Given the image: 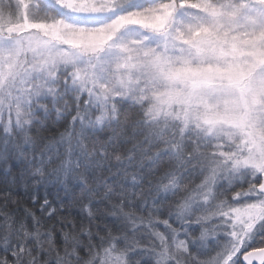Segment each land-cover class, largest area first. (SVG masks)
<instances>
[{"label":"snow or ice","instance_id":"obj_1","mask_svg":"<svg viewBox=\"0 0 264 264\" xmlns=\"http://www.w3.org/2000/svg\"><path fill=\"white\" fill-rule=\"evenodd\" d=\"M0 264H264V0H0Z\"/></svg>","mask_w":264,"mask_h":264}]
</instances>
